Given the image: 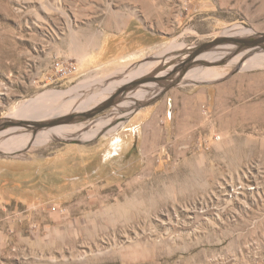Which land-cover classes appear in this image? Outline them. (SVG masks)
Wrapping results in <instances>:
<instances>
[{
	"label": "rangeland",
	"instance_id": "1",
	"mask_svg": "<svg viewBox=\"0 0 264 264\" xmlns=\"http://www.w3.org/2000/svg\"><path fill=\"white\" fill-rule=\"evenodd\" d=\"M144 6L152 29L161 15L162 63L151 58L153 72L225 32L264 33V0H0V125L26 119L15 110L49 90L66 92L29 120L94 107L131 70L51 80L47 62L77 49L85 23ZM236 48L205 50L224 58L197 60L176 85L182 69L162 81L152 126L128 124L130 110L115 106L69 122L81 124L79 136L1 132L0 264H264V51L233 55ZM40 62L51 79L35 83ZM211 66L219 74L197 80ZM196 67L206 68L187 77ZM96 77L103 82L70 92Z\"/></svg>",
	"mask_w": 264,
	"mask_h": 264
},
{
	"label": "crops",
	"instance_id": "2",
	"mask_svg": "<svg viewBox=\"0 0 264 264\" xmlns=\"http://www.w3.org/2000/svg\"><path fill=\"white\" fill-rule=\"evenodd\" d=\"M116 14L111 15L105 19H95L92 22H87L80 26V30L74 39L78 42L77 49L71 48L70 55H64V57L55 56L47 62L46 69L53 67V61L56 58L64 60H72L77 65V71L72 77H90L94 74H107V73H118V75L124 74L127 70H131L128 74H124L123 78L119 81H114L111 85V90H106L99 95L94 97V102L98 105L100 102L105 100L102 97L104 93H113L117 87L123 84L129 83L132 80L141 79L149 75H154L151 67V58H158L159 64L162 63V25L161 15H159V30H154L151 27V21L149 16L145 13V6L142 9H117ZM126 12V13H125ZM139 12H142L139 14ZM157 52L159 55H156ZM205 56L211 55H200L196 59H202ZM42 63L36 64L35 71L33 70L32 77L36 83L42 79L45 74L43 73ZM54 73V72H53ZM195 70L188 73L187 77L195 79ZM52 74V72H51ZM50 72L45 77L48 79L51 76ZM216 76H206L202 79H211ZM103 80L98 79H87L79 84L75 85L76 88L70 90L74 92L81 89H88L91 86L102 83ZM152 92V95H147L148 91ZM66 92V91H64ZM83 92H79V97ZM157 93H162V80L159 83L145 84L137 92L129 93L131 101L119 104L118 107L126 106L130 111L127 114V123L136 124L141 119H147L149 126H152L158 122V117L162 115V99L158 100V109L151 112V108L155 105L151 101V97ZM154 94V95H153ZM101 95V96H100ZM100 96V97H99ZM75 98V97H72ZM154 101V100H153ZM156 102V101H154ZM126 103V104H125ZM70 107L74 108L73 103ZM242 104V103H241ZM239 104V108L242 105ZM75 111H79V103L75 104ZM94 105V106H96ZM133 107H136L132 110ZM65 114V113H64ZM126 116V115H125ZM81 124H75L72 128L58 132L65 135H72L75 132H82L83 127ZM93 135H86L85 138H90Z\"/></svg>",
	"mask_w": 264,
	"mask_h": 264
},
{
	"label": "water",
	"instance_id": "3",
	"mask_svg": "<svg viewBox=\"0 0 264 264\" xmlns=\"http://www.w3.org/2000/svg\"><path fill=\"white\" fill-rule=\"evenodd\" d=\"M230 42H234V44L237 45V48L234 50L233 55H236L237 53L255 55L257 52L264 51V33L255 37H232L229 35H220L212 40L201 43L194 50L187 53L188 56L182 59L181 64H175L173 65V67L167 65L163 70L160 69L154 75H149L147 77L132 80L129 83L123 84L105 100L88 110H83L74 114H63L46 121L29 119H20L17 121L6 120L0 125V133L10 130L11 128L20 127H27L28 129H32L36 133V131L40 128H47L60 124H68L69 122L74 120H77L79 122L91 119L109 108L118 106L119 104H123L127 100L128 96H130L129 93L137 92L145 84L159 83L161 80L165 81L173 78L176 75L178 69H182V72L179 77L175 79L174 83L171 84L176 85L177 83H180L189 68L194 65L197 60L202 63L201 59H196L197 56L202 55L205 50L213 49L216 47H224L225 45L230 44ZM172 63L174 64L175 62Z\"/></svg>",
	"mask_w": 264,
	"mask_h": 264
},
{
	"label": "bare ground",
	"instance_id": "4",
	"mask_svg": "<svg viewBox=\"0 0 264 264\" xmlns=\"http://www.w3.org/2000/svg\"><path fill=\"white\" fill-rule=\"evenodd\" d=\"M230 33L229 32H225L224 33V35H229ZM203 55V54H202ZM200 56V55H199ZM224 57L223 56H221V57H219V58H214V57H210L209 58V62L210 63H217L218 61H221L222 59H223ZM204 68H206V67H196V68H194V69H192V70H195V71H201L202 69H204ZM191 70V71H192ZM221 70V69H220ZM219 69L217 68V67H214V66H211L210 68H208V69H206V70H204V71H202V73L199 75V77L200 78H204V77H206V76H217L218 74H219ZM196 78V77H195ZM196 80V79H195ZM197 80H208V79H197ZM63 94H65V92H57V91H55V90H49V91H47V92H45V93H43L42 95H40V96H38V98L34 101V100H32L31 102H29L28 103V105H25V106H22V108H20V109H16L15 110V114L16 115H18L19 117H22V118H26V119H32L33 117H36V116H34V114H36L35 112H38V113H40V112H42V110H43V104H45V103H47L48 101H52V100H55V99H57L59 96H61V95H63ZM34 101V102H33ZM21 109H24V111H22ZM12 114V113H11ZM9 116V115H8ZM13 117V116H12ZM16 117V116H15ZM14 118V117H13ZM17 118V117H16ZM16 118H14V119H16ZM39 118V117H38ZM53 118H55V117H53ZM52 119V118H51ZM73 126L72 125H61V126H58V127H55V130L56 131H58V132H62V131H64V130H67V129H69V128H72ZM49 129H50V127L49 128H45V129H42V130H40L39 132H44V133H46V134H49V135H52L55 139H58V138H64V136H66L65 134H55V133H51L50 131H49ZM10 130H15V128H11ZM10 130H7V131H10ZM84 132V131H83ZM4 133H6V132H4ZM36 134V133H35ZM4 135V134H3ZM21 135V134H20ZM32 134H26V138L22 141V147H26V144H27V142H28V140H29V138H30V136H31ZM61 135V136H60ZM73 135H75V136H79V135H81V132H75V133H73L72 135H67V136H69V137H71V136H73ZM19 136V135H18ZM68 137V138H69ZM11 139V138H10ZM16 139V138H15ZM18 139V138H17ZM21 139V138H20ZM33 139H35V140H40V139H42V138H40V137H35V138H33ZM2 144H0V146H1ZM4 145V144H3ZM18 148V147H17ZM16 148V149H17ZM27 148V147H26ZM6 149H8V147L6 148ZM19 149V148H18Z\"/></svg>",
	"mask_w": 264,
	"mask_h": 264
},
{
	"label": "built area",
	"instance_id": "5",
	"mask_svg": "<svg viewBox=\"0 0 264 264\" xmlns=\"http://www.w3.org/2000/svg\"><path fill=\"white\" fill-rule=\"evenodd\" d=\"M77 71V65L72 60H64L61 58H56L53 61V72L54 76L51 80L64 79L73 75Z\"/></svg>",
	"mask_w": 264,
	"mask_h": 264
}]
</instances>
